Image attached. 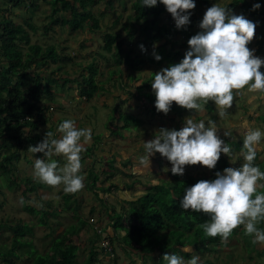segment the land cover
<instances>
[{
    "label": "trees",
    "instance_id": "1",
    "mask_svg": "<svg viewBox=\"0 0 264 264\" xmlns=\"http://www.w3.org/2000/svg\"><path fill=\"white\" fill-rule=\"evenodd\" d=\"M24 1H27L28 6H31L30 10L32 12V9L36 6L34 0H2L0 2V138L13 139L19 144L24 141L30 146L40 142L44 138L45 133L51 131V128H47L42 134H26L27 131L37 129L39 124H45L47 122L44 117L46 107L40 106L38 101L42 98L41 93L43 91L49 92L50 85L65 88L66 84L75 82L79 88L81 98L86 100L91 99L103 87L102 82H97L96 75L98 72L94 62H89L85 68H81V71L76 72L77 74L73 75L72 79L68 77L69 73L67 71L64 73L66 77L64 75L56 78L53 76L54 71L47 73L41 70L40 67H45L49 63H56L63 59L71 60L72 58L68 55H61L52 44L42 47L38 43H30L29 31L35 30L33 24L29 23V19L20 24L13 18V14L16 15L13 10L16 7L22 6ZM44 1H47L51 5V17L60 11L59 16L55 17L50 24L59 22L63 26L67 25L73 31L84 29L85 26L91 29L99 28V18L91 11L95 0ZM111 1H108L109 6H112ZM235 5L236 1L233 0L226 3V6L232 10ZM130 8L132 14L128 16V19L132 15V18L139 23L140 31L144 38L151 41H158L162 37L168 36L170 28L166 22L162 21V16L166 11V6L162 2L154 6H147L143 5L142 0H134ZM246 11L251 16H254L255 20L253 21H257V25L260 24L258 29L262 38H264V8L253 12L250 7ZM259 12L261 14H258ZM99 15H103V12ZM133 27L134 25L131 24L127 30V34L130 37L132 36ZM258 42L259 47H264V39ZM121 44L122 38L118 33L111 31L104 32L102 49L112 54L113 63L117 66V69L111 70L112 73L120 71V66L123 64L131 68V70H141L145 59H150L149 54L144 52L140 56L132 55L131 51L124 52ZM24 45L27 46L26 51L23 50ZM157 50L162 57L163 53L161 54V51L165 53L164 46H158ZM167 54L168 59L171 55L172 58L176 55L181 56L180 52H167ZM162 58L159 60L156 59L157 61L155 62L160 63L163 60ZM37 68H40V70L35 71ZM55 69H61V66L58 65ZM44 70L46 71V68ZM28 80H31V82L29 83ZM68 88L66 87V89ZM185 108V106H181L174 101L171 107V109L177 112ZM208 108L211 109V106L208 105ZM129 117H131V114H127L125 117L121 115L125 123ZM256 117L257 120L264 123V113ZM12 131L15 132L14 135L10 134ZM243 132H246L245 128ZM244 135L241 134L237 140L225 138L226 143L231 145V152L239 153V159L243 158L241 156V148L243 147ZM11 145L6 140L2 142V147H5L7 153L4 157H1V163L16 158L14 152L9 153ZM258 154L255 163L259 164L261 169L264 170V159L258 161ZM163 159L169 164V166H166L169 169L168 179H162L158 183L151 182L146 184L144 193L125 201L126 205H120L119 210L113 207L107 209L109 220L103 228L106 227L105 232L108 228L110 230V234L107 232L109 237L107 240L111 249L114 241L119 239V242L124 247H131L134 253L142 256V258L140 257L142 264H146L145 258H153L155 256L159 259V264H163V254L167 251L177 254L180 253L186 259H190L193 256V251L184 252L182 249L184 243H192L194 251L201 249L215 251L217 245L236 239L234 235L238 231H241L239 235L245 240L242 232V224L232 230V234L228 237L227 242L223 241L219 235H206L203 229V223L206 220H210V215L203 210H185L180 206V199L185 187L194 184L200 179H214L217 170L223 171L225 167L229 166L227 156L221 154L216 166L209 168L208 172L189 176L172 173L171 162L164 156ZM132 164L133 162L131 163V161L126 160L123 163V167L119 170L120 174L129 177L128 169L133 168ZM240 164L238 163L236 166L238 167ZM86 167V175L90 179L89 184L91 186L88 190L92 191L97 199L101 200L99 193L106 194L117 187V182H112L107 186H97L98 175L94 172L92 166ZM160 169L163 170L165 167H160ZM114 173L110 172L109 176H113ZM29 179V177L23 179L22 184L19 186L21 188V198H23V200L21 199L23 207L27 212L33 214V216L27 221L21 218L12 221L1 219L0 232L3 233L5 230H9L12 233L9 238L10 246L7 248V251H2L0 246L2 262L5 264H14V261L18 260L23 253H28L27 258L28 260H33L32 264H77L76 250L78 246L74 241V237L82 229L81 227L88 222L87 219L77 217V214L74 215L77 222L67 226L57 236L52 237L50 245L51 251H47L45 255L36 254L38 252L33 247V241L27 240L29 238L33 239L34 226L48 225V217L51 213L47 209L50 207V201H44L40 209H36L33 204H25L29 199L28 193L33 192L35 188L43 185L42 183L29 185ZM261 184H264V180H261ZM87 185L85 186L86 189ZM258 192H264V187H258ZM255 195L256 193H253V196ZM108 210L111 213H108ZM92 211L93 208L90 209V212ZM33 219H36L35 222ZM90 242L91 246L88 251V256L81 264H96L97 251L93 247V242L95 241ZM23 245L26 248L23 249L24 251H21ZM204 262L207 263L208 261Z\"/></svg>",
    "mask_w": 264,
    "mask_h": 264
},
{
    "label": "clouds",
    "instance_id": "2",
    "mask_svg": "<svg viewBox=\"0 0 264 264\" xmlns=\"http://www.w3.org/2000/svg\"><path fill=\"white\" fill-rule=\"evenodd\" d=\"M159 2L171 12L176 26L182 27L191 22L190 10L195 8L197 0H142L147 6ZM260 6V0H256L253 8ZM257 23L226 5L215 2L208 7L199 22L201 30L189 38L190 47L183 58L157 71L151 80L157 111L167 113L173 101L188 109L199 110L202 108L200 99H211L220 106L222 115L233 104L234 89L247 86L251 91L264 92V71H261L264 58L255 55V49L249 47ZM141 49L146 50L143 44ZM155 58L162 57L155 53ZM245 126L241 148L244 162L238 167L217 170L214 179H200L186 186L180 206L185 210H203L210 215V220L203 223L208 236L219 235L227 242L232 230L243 224L247 234H254L255 242L264 243V228L258 227L264 220V192H258V187H264L260 183L264 180V170L255 163L258 152L264 149V130L248 126L247 121ZM57 131L59 136L47 131L40 142L29 146L33 153L43 152V157H48H37L33 175L53 186L63 184L65 192L75 193L85 186L81 170L86 147L81 140L90 139L92 131L78 127L71 118L64 119ZM225 135L230 133L227 131ZM144 149L147 156L142 157V161L146 167H150V155L158 151L171 162L172 173L183 174L185 165L197 162L214 168L222 152L230 154L231 145L218 134L214 120L205 122L186 117L180 128L161 127L158 134L145 140ZM60 154L66 157L63 165L51 158ZM164 170L167 171V167ZM127 195L131 198V194ZM182 248L184 252L194 251L192 243H184ZM163 257L167 264H201L199 255L186 259L167 251Z\"/></svg>",
    "mask_w": 264,
    "mask_h": 264
},
{
    "label": "rangeland",
    "instance_id": "3",
    "mask_svg": "<svg viewBox=\"0 0 264 264\" xmlns=\"http://www.w3.org/2000/svg\"><path fill=\"white\" fill-rule=\"evenodd\" d=\"M2 0H0L1 2ZM108 1L110 0H95L94 5L91 7L92 13L99 18V28L98 29H91L85 26L84 29L81 30H69L65 31L64 33L59 30L60 32L57 35V31L54 32L55 34L51 37L49 35H44L43 30L44 27L49 26L50 20H47L49 16L52 15V8L51 5L48 4L44 0H34V4L36 5L32 9V13L30 12L31 6H26V2L23 3L22 9L18 11L17 8H15L13 11L16 15L13 14V18L16 22L21 20L23 23L26 20H31L29 23H32L35 27V30L29 31L30 33V43H38L43 46L45 45H54L55 48L59 51L61 55H68L71 57V60L63 59L56 63H49L45 67H40L43 72H47L44 69H54L56 66L60 65L61 70L57 69L54 71V75L61 74L62 70H67L69 74L75 75L76 72H80L81 68H85V66L89 62H94L97 66V75L96 79L97 82H102L106 80L107 82L104 84L109 92H112L114 90H119L120 88L117 85V81L115 83V88L111 86L110 82L112 80H116V76L111 72L112 69H115L117 66L113 63V56L111 53L105 52L102 49L103 45V34L106 31H111L118 33L120 37L122 38V44L121 48L124 50V52L131 51L132 55L138 56L140 54L141 44H143L148 50V52L151 54V56H155V51L153 50L154 44L147 45L146 42H142V34L140 32L139 24L136 22L131 15V18L128 19V16L132 14L131 11V4L134 0H112V6L108 5ZM198 2H202V0H197ZM208 0H204V3ZM229 0H220V4L224 5ZM236 1V5L233 8V11L236 7H239V5H242L244 9L250 8L252 9L253 5L256 3V0H233ZM260 0L261 6L259 8H254L253 12L255 10L260 9L263 4ZM217 3H219V0H216ZM208 4H213V2H207ZM39 4V8L37 5ZM125 6V7H124ZM18 12V13H17ZM101 12H103V15H99ZM167 12L170 14V19H173V16L170 11L167 10ZM199 12V11H198ZM29 16V17H28ZM193 16V15H191ZM202 16L198 17V22L202 19ZM191 22L184 25L183 28L186 31L191 32L192 34H195L196 32L200 31V26H197L196 21L192 20ZM174 21V19L172 20ZM49 22V23H48ZM133 24V32L132 36L130 37L127 34V30L129 26ZM59 29V26H57ZM174 28H178L176 26V23L174 22ZM70 29V28H69ZM261 37V36H260ZM180 38L181 41H176V39ZM190 37L187 35H178L177 32L174 34H171V36L165 40L164 45L167 48H171L173 50H180V52L183 53L186 52V50L190 47L188 44V40ZM264 39V38H262ZM161 41L160 43H162ZM184 42V44H183ZM157 42L156 44H158ZM24 51L27 50V46L24 45ZM168 50V49H167ZM258 50H262V47H259ZM115 51V49H113ZM163 53V60L160 63H152L149 61H146V64L142 69L138 72H135L134 74L139 77L140 79H137V84H141L144 82V80L148 79L149 72L155 71V73L159 70H161L163 67L170 66L172 63L179 62L183 56H175L172 58V55L168 59V54L161 51V54ZM262 54V52H261ZM67 56V57H68ZM261 57L264 58V54L261 55ZM172 59V60H171ZM34 67V66H33ZM40 68H37L35 71L40 70ZM261 70L264 71V65H261ZM48 73V72H47ZM155 73L152 74L153 77L155 76ZM48 76V75H46ZM151 77L149 83H150V95L153 96V88H152V82L153 79ZM123 79V75H122ZM45 80H43L44 82ZM30 83L31 80H28ZM129 83V80H127ZM28 83V85H29ZM132 84V83H130ZM26 87V86H25ZM142 90V89H141ZM54 95L61 97L63 95L62 91H65V96L70 98L71 104L67 106V108H64L63 110H57L60 112V114L64 117H70L71 119L75 120V117L81 115L83 112L85 114H88L91 125V131L92 135L96 132L98 134L106 135V139L103 143L98 142L95 145L103 155L109 156L110 151L112 148H114L116 154L117 151L123 150L125 153H128L129 155H132L135 157L137 168L134 169V176L136 172L142 171L143 174H137L138 178H142L145 182H161L162 179H168L169 178V169L167 171L160 170L158 168H155L157 166V162L154 163L151 162L150 167H145V165L141 162L142 157H146L147 154L144 149L145 140L151 139L154 137V135L158 134L161 127H168V128H180L184 125L186 117H190L196 121H199L201 119L205 120V122L209 120H214L216 122V125L218 127V134L225 138H232L233 140H237L241 134H245L243 132V129H246L245 121H247V125L251 126L253 128L259 127L260 129L264 130V123L257 120V117L259 114L264 113V92L261 91H251L247 86H245L242 89L236 90L234 89V101L231 106L221 115L220 114V106L215 104L214 100L209 99L208 101H205L204 99H200L199 103L202 105V108L197 109H188L185 108L182 110L179 114H177V111L174 109H170L167 113H165L163 110L157 111L155 100H152V98H144V97H137L132 98V96L129 95V98H131V101L125 102L120 101L119 97L115 98L113 105L114 107L121 112L119 117L121 118V115L124 117L127 116V114H131V117H129L127 122L125 123L123 121V118L115 119L114 118V112H111V107H102L101 104L103 94L101 91H98L95 93V95L89 99H83L81 98L79 94V88L77 87V84L74 83L71 86V89H60L59 87L51 86L49 88V92H53ZM139 91V89L137 90ZM42 98H45L48 96L47 92L43 91L41 93ZM106 95V94H105ZM123 95V94H122ZM123 97L126 98L125 95ZM40 99V100H41ZM149 99V100H148ZM72 100H74V103H72ZM88 101V102H87ZM104 102H107V100L104 99ZM178 104V103H177ZM207 104L211 106V109L207 107ZM177 108V106H176ZM113 111V110H112ZM91 112H93L91 114ZM90 114V115H89ZM84 119L87 117H83ZM109 119V123L106 126V120ZM94 121V122H93ZM45 125L41 124L38 126L36 130H33V132L29 133V135H33L34 133H41L43 131V128ZM115 127V128H112ZM229 132L230 135H225L226 132ZM125 132V133H124ZM114 134L119 136H114ZM115 137V138H113ZM121 137V138H119ZM90 142H96L93 137L89 139ZM264 142V140H262ZM27 144V143H26ZM5 153L7 151L4 150ZM258 161H262L264 159V149L260 150L258 152ZM115 154V153H114ZM159 152L157 151L155 155H150L151 161L154 158H157V161H159ZM228 157L229 166H236L238 163L244 162V157L239 159L237 152H230V154L221 153ZM111 155H113L111 153ZM243 156V155H241ZM47 159V157H46ZM57 159V158H55ZM58 160V159H57ZM162 160V159H161ZM83 161V160H82ZM114 157H110L109 162H113ZM138 161V162H137ZM141 161V162H140ZM156 163V164H155ZM88 162H83V167L85 169ZM171 164V163H170ZM156 165V166H154ZM169 166V164H167ZM154 166V167H152ZM96 168H101L100 165L97 164ZM84 169L81 170L82 175L85 176ZM97 169V171H100ZM146 169V170H145ZM209 167L206 165H203L200 162H197L195 164H187L185 165V172L182 175H192V174H198L203 172H208ZM11 175V172L7 173V177ZM12 176V175H11ZM99 178L104 180V175L99 172ZM133 176V177H134ZM261 183V181H260ZM51 189V216H50V229L47 228L45 230H39V228H36L33 237L34 242L37 245V248H43L47 249L48 245L50 243V240L53 236L56 235L57 230L60 227H64L66 225H69L70 223L77 222L76 218L72 216L70 213H77V217L80 219H87L89 220L90 217L94 218L95 222L98 223V226L102 229V231L105 230L103 228L106 223L108 222L109 218L106 217L104 214L96 215L93 212H90L89 206L94 201L95 204L97 203V200L94 199L90 194H87L86 191L85 194H87L84 198L85 201H83L81 193H83L86 188L84 186L83 190H79L75 193L71 192H65L64 191V185H50ZM90 184L87 185V189H90ZM122 188V187H121ZM124 189V188H123ZM128 193L131 194V196L135 197L137 194H140L142 192L141 185L138 182L136 186L132 189H127ZM60 191V192H59ZM126 193H120V190H116V193L112 195L105 194V198L107 203L115 204L117 206V198L122 200L123 197L126 196ZM17 194V192H16ZM15 194V199L18 198V196ZM84 194V195H85ZM70 196V197H69ZM96 196V195H94ZM11 200V199H10ZM45 201V200H43ZM100 201V200H99ZM10 202V203H9ZM32 204L33 202L30 201ZM119 203V202H118ZM43 202L41 203L42 206ZM126 205V204H124ZM36 209L38 207L35 206ZM41 207H39L40 209ZM116 208H120V206H117ZM79 212V213H78ZM20 211L18 209L17 202L15 200L8 201V204L4 209L0 208V218L10 221L13 219L16 220L17 217L20 216ZM29 218L28 215H26V220ZM36 220V219H35ZM33 219V221L35 222ZM91 225V223H88L81 227L77 234V236L80 235V239L83 241L90 238L89 234L91 236L95 237V235L92 233L94 228ZM243 226V234L245 237V240L239 235L241 231H238L235 233L234 238L228 243H222L217 245L215 248V251H208V250H197L194 252L193 255H199L201 264H264V243H258L255 242L253 239L254 234H247L245 231V227ZM258 227L264 228V220H261L258 223ZM60 230V229H59ZM95 231V230H94ZM121 231V230H120ZM118 231V232H120ZM47 232V233H46ZM0 232V246L1 250L6 252L9 245V238L11 236V232L9 230H5V232ZM26 235V233H24ZM24 235V236H25ZM89 236V237H88ZM28 241H33L32 238L27 239ZM24 242H27L25 240H21ZM108 241V240H107ZM44 243V244H43ZM45 245V246H44ZM26 248L24 245L21 248V251H24L23 249ZM39 251L41 253H44L45 251ZM115 252L111 256L109 252L104 250L103 248L100 249V255L99 258V264H141L140 261H142V257L139 258V260L136 258L135 253L131 255V258L127 260L123 253L116 248L115 246ZM49 251V250H48ZM76 262L77 264H80L87 255V247L85 249H82L79 247L76 251ZM27 255L28 253H23V255ZM39 254V253H36ZM180 254V253H179ZM121 255L123 258H121ZM181 255V254H180ZM30 256V255H29ZM34 259V258H33ZM189 259V258H187ZM146 264H159V259L157 257L154 258H145ZM33 261V260H32ZM32 261L30 260L25 261V264H31ZM204 261H208L205 263ZM163 263V262H162ZM97 264V263H96ZM164 264V263H163Z\"/></svg>",
    "mask_w": 264,
    "mask_h": 264
},
{
    "label": "crops",
    "instance_id": "4",
    "mask_svg": "<svg viewBox=\"0 0 264 264\" xmlns=\"http://www.w3.org/2000/svg\"><path fill=\"white\" fill-rule=\"evenodd\" d=\"M207 2H213V3H215L216 0H208ZM207 2L204 3V0H202V2H198L197 1L195 8L190 10L192 12V15H193V16H190V20H191V18H193L192 20L196 21L197 26H199L198 17L199 16H202L203 17L206 9L212 5L211 3L208 4ZM261 2L263 4V6L260 9L264 8V0H262ZM226 3L224 5H226ZM219 4H220V0H219ZM22 7H23V5L22 6H19V7H16V8L19 11L20 9H22ZM37 7L39 8V4L37 5ZM248 9L249 8L244 9V7H242V5H239V7H236L235 8L234 12L237 13V14L244 13L248 18H250L252 20H255L254 16H251L250 13L248 11H246ZM252 10H254L253 7H252ZM59 13H60V11L58 13H55L52 17L49 16L47 18V20H50L49 22H51L55 17L59 16ZM61 14H63V13H61ZM258 14H261V13L259 12ZM169 16H170V14L167 12V8H166V11H165V13L162 16V21L163 22H166L169 25V28H170V32H169V34H168L167 37H162L158 41H151L149 39L144 38L143 37V34L141 33L142 34L141 36L143 37L142 38L143 39L142 42L143 43L146 42L147 45H152V43H153L154 44L153 50L156 53H158L157 47L158 46H162V45L165 48V53H167V52H180L179 49L175 51V50H173L171 48H167L168 49L167 50L166 47H165V45H164L165 40L168 39L171 36V34H174L175 32H177L178 35H180V36L187 35L188 37H191L192 35H194L191 32L186 31L183 28V26L182 27H178L177 29L174 28L175 19L173 17L174 21H172L173 19H170ZM17 23H20L21 24L23 22L21 20H19ZM259 25L260 24H258L257 27H256V31H255V34H254L253 39L249 42V47L255 49V53L254 54L261 57V55L264 54V47H262L263 48L262 50H258V48H259V42L258 41L263 40L262 39V35H261V33H260L259 29H258L259 28ZM57 26H59V29H58ZM67 29L70 32V29L67 27V25H64L63 26L59 22L58 23H53V24H50L49 26H47L46 28L44 27L43 34L44 35L47 34V35H49V37H51V36H53L55 34L54 32L57 31L56 34L59 35L58 34L60 32L59 30H61L64 33L65 31H68ZM138 29H140V25H139V28ZM161 41H163V42L160 43ZM176 41H181V39L178 38V39H176ZM157 42H159V43L156 44ZM183 44H184V42H183ZM41 46L44 47L43 45H41ZM144 52H147V54H149L150 59L146 58L145 59V62L142 65V67H144V65L146 64V61H149V62H152V63H154L155 61H157L156 58H155V56L154 57L151 56V54L148 52V50H141L140 51V54L138 56L142 55ZM261 52H262V54H261ZM180 55L181 56H184L185 55V52L184 51H183V53L180 52ZM156 63H154V64H156ZM115 69H117V67ZM115 69H112V70H115ZM55 70H56L55 68L53 70L52 69H50V70L46 69V71L48 73H50L49 71H55ZM59 70H61V69H59ZM65 71H67V70H62V73L61 74H59V75L58 74H56V75L53 74V76L56 77V78H60L61 76H64L65 75L64 74ZM135 72H138V71L137 70H131V68H128L125 64L121 65L120 66V71H117V72L113 73L116 76L117 79L116 80H112L110 82L111 86H113L115 88V83L117 81V85H118V87L120 89L119 90H114L112 92H109L110 90H108L106 88V86L104 85L107 81L106 80L102 81V87H103V89H100L99 90L103 94L102 101H101V104L103 105L102 107L105 108V107L112 106L113 103H114V100H115V98H117V96L119 97V100L120 101H125V102H127V100H128V102L131 101V98H129V95L132 96V98H137L139 96V97H144V98L147 99V98H150L151 97L152 100H154V98L156 97L155 91L153 90V94H152L153 96H151L150 95L151 90L149 88V86H150L149 81H150L151 77H153L152 74H154L155 71L149 72V76H148L149 78L146 79V80H144V82L141 83V84H137L136 81H137V79H140V78L137 77L134 74ZM122 75H123V79H122ZM72 76H73L72 74H69L68 75V77H70L71 79H72ZM65 77H66V75H65ZM127 80H129V83L127 82ZM74 83L75 82L68 83V84H66L65 88H60V89L65 90L66 87H69L68 89H71V86ZM130 83H132V84H130ZM51 86H53V88L54 87H57L55 85H50L49 88ZM138 89H139V91H137ZM62 93H63V95H61V97H58V96H55L54 95V91L53 92H48L47 93L48 96H46L45 98H43V99H41V100L38 101V104L40 106L46 107V109L44 111V113H45L44 114V117L47 120V122L45 124H43V125H45V127L43 128V131L40 134H42L47 128H51V131L55 135L59 136L60 133L57 131V126L64 119L70 118V117H64V116H62L60 114V112L57 111L59 109L60 110H63L64 108H67V106L71 104L70 98H68V97L65 96L66 92L65 91H62ZM122 94L125 95L126 98L123 97ZM104 99L107 100V102H104ZM72 103H74V100H72ZM114 106L115 105H113L110 108L111 109V112H114L115 111L114 112V115H115L114 118L115 119L117 118V119L120 120L121 118L119 117V115L121 114V112L118 111ZM207 107H208V104H207ZM180 112H177V114H179ZM92 113L93 112H91V114ZM84 116L87 117V119L86 118L84 119L83 118ZM75 121H76V124H77L78 127L91 129L90 127H91L92 124L90 123L88 114H85L83 112L81 115L75 117ZM109 122H110L109 119H107L105 125L107 126ZM39 125H41V124H39ZM112 128H115V127H112ZM34 130H36V129H34ZM31 132H33V130L32 131H27L26 134L29 135V133H31ZM14 133H15L14 131L10 132L11 135H14ZM114 136H119V135H117V134L115 135L114 134ZM91 137H93L96 142H93V141L90 142L89 139L88 140H84L83 138L81 140V142L84 143L85 144V147H86V150L82 153V160H83L84 163L85 162H88L87 165L88 166H92L93 169H94V172L98 175V181H97L96 185L97 186H100V185L107 186L108 184H110L112 182H117V184H118L117 187L114 188V189H112L110 192L106 193L108 195H112V194L116 193V190L117 191L120 190V193H126L127 191H129L127 189L134 188L136 186V184L139 182L140 185H141V189H142V192L140 194L144 193L145 192V188H146V184H148L149 182H147V181L145 182L144 180H142V178H138V176H137V174H143L145 171L144 172L138 171V172H136V174L134 176V173H135L134 172V169L137 168V165H136V160L137 159L135 160V157L134 156L129 155L128 153H125L123 150L117 151V154H116V152L114 151L115 150L114 148H112V150L110 151L109 156L103 155V153L101 152V150H99V148H97V146L95 144L98 143V142L103 143L105 141V139H106L105 138L106 135H103L102 134V136H101V134H98V133L95 132L93 135H91ZM113 138H115V137H113ZM119 138H121V137H119ZM5 140H6L7 143L10 142L12 144L11 147H10L9 153L14 152L15 153L14 156H16V158H13L11 161H7V162L4 161L3 163H1V157H4V155H6V153L4 152L5 147L4 146L2 147V142L5 141ZM37 143H35V144H37ZM111 153L113 155H111ZM43 156H44V153L43 152H39L38 151L36 153H33L29 149V146L24 141H22V143L19 144V143H16L15 140H13V139H8V138H5V137L0 138V208L4 209L6 207V205L8 204V201L15 200L17 202L18 209H19V211L21 213L20 216L17 217L16 219L21 218V219L27 221V220L31 219L32 216H33V214H30L29 212H27L25 210V208L23 207V202L21 200V193H20L21 188H20L19 185L22 184V180L25 179L26 177H29L30 178L29 179V182H28L29 185L30 184L37 185L38 183H42L43 185L42 186L41 185L38 186L37 188H35V190L33 192L28 193L29 199L26 201L25 204L30 205L31 204L30 201H32L33 202L32 204L34 206H36V207L39 208L41 206V203L44 202L43 200H45V201L46 200L47 201H51L52 200L51 197H50L51 196V189H50L51 186H50V184H47L45 182L40 181L37 178H34V175H33L35 160L37 159V157H43ZM110 157H112V158L114 157V161L113 162H109ZM43 158L46 159V157H43ZM51 158H54V159L57 158L58 161H60L61 165H63L64 163H66V157L63 154L54 155ZM159 158H160V159H158L159 161H157V158H154L151 161L152 163H154L155 161L157 162V166L154 165V166H156L155 168L160 169V167L164 168V167L168 166L167 163L165 162V160L163 159V156L161 154H159ZM47 159H48V157H47ZM126 160L131 161V163L133 162V164H132L133 165V168L128 169V174H130L129 177L122 176V174H120V172H119V170L123 167V163ZM141 163H143V162H141ZM97 164L101 166V168H100L101 170L99 168H96ZM150 165H153V164H150ZM154 166H152V167H154ZM86 168L87 167H85V169H84V167H83L82 169H84L85 173L87 174ZM144 168H146V166ZM97 169H99L100 171H97ZM9 172H11V175L12 176L10 175V176L7 177V173H9ZM99 172H100V174L102 173L104 175V180L99 178L100 177L99 176ZM110 172H112V173L115 172V173H114L113 176L110 177L109 176ZM86 174L84 176V178H85V186H86V184H89L90 183V179L87 178V175ZM84 190L85 191L83 193H81V195H83V196H81L82 199H83V201H85L84 200L85 196L87 194H90L91 193L92 197L94 199H96L97 200V203H98V204H95L94 201H93L92 204H90V206H89V210L91 208H93V211L92 212L94 214H96V215L104 214V215H106L107 218H108V215H107V209L108 208H110V207L116 208L117 206L126 204L125 201L134 198L133 196H131V198H130L129 195H127V194H130V193L127 192L126 196L123 197L122 200H120V199L117 198V200H116L117 206H116L115 204L107 203L106 198H105V194L99 193L100 194V197H101V200L99 201V199H97L94 196L95 194L92 191H90V190H88L86 188H84ZM86 191L88 192L87 194H85ZM16 192H17V194H16ZM15 194L18 196L17 199H15V197H16ZM137 195H139V194H137ZM47 209L51 211V206L48 207ZM116 209H118V208H116ZM108 213H111V211L108 210ZM70 214L72 216H74L77 213H73V214L70 213ZM26 215L29 216V218L27 220L25 219L26 218ZM50 216H51V214H49V217H48L49 218V222H50ZM1 219L2 218H0V221H1ZM2 220H4V219H2ZM88 222H89V220H88ZM71 224L72 223H70L69 225H71ZM49 225H50V223H48L47 226L36 225L33 228V233L35 232L36 228H39V230H45L47 228L50 229ZM69 225H66L64 227L63 226L60 227L59 228L60 230L59 229L57 230L55 236H57L61 231H64V229L67 226H69ZM91 226H92V224H91ZM78 232H80V231H78ZM107 232L110 234L109 228L107 229L106 232L105 231L97 232V231H94L93 230L92 233L95 235V237H93V236H91V234H89L90 238L86 239L87 242L85 240L82 241L80 239L82 232L80 233L79 236H75L74 237V241L76 242L78 248L81 247L82 249H85L87 247V255L85 256V258H83L82 262L88 256V251H89L90 246H91V242L90 241L93 242V240H94L95 242H93V244L95 246L93 245V247L97 251L95 263L99 264V258H98V256L100 255V249H102V247H103L102 246V241L109 239ZM96 235H98V236H96ZM50 245H51V240H50V243H49L47 249H43L41 247L40 248H37V245L35 244L34 237H33V247L36 249V251L39 254L45 255V253L48 250L50 252L51 251V249H50L51 246ZM115 246H116V248H118L123 253L124 257L127 260H129L131 258V255H133V253H134L133 250L131 249V247L130 248L124 247L123 244L119 242V239H117V240L114 241V244H112L111 251H108L104 247H103V249L106 250L107 252H109V254L112 256L114 254V252H115V249H114ZM38 249L40 251H42V249H43V251H45V252L44 253H41ZM193 250H194V246H193ZM194 252L195 251H193V254H194ZM135 255H136V258L138 260H139L140 257H142V256L137 255V253H135ZM76 256H77V253H76ZM121 258H123L122 255H121ZM25 261H28L27 255H25V254L23 255L22 254L19 257L18 260H15L14 261V264H25ZM31 261L32 260H30V262ZM140 262L142 264V261H140ZM163 263L164 264H167V262L165 261V259L163 260ZM0 264H5L4 262H2L1 257H0Z\"/></svg>",
    "mask_w": 264,
    "mask_h": 264
},
{
    "label": "built area",
    "instance_id": "5",
    "mask_svg": "<svg viewBox=\"0 0 264 264\" xmlns=\"http://www.w3.org/2000/svg\"><path fill=\"white\" fill-rule=\"evenodd\" d=\"M89 222L92 224V227L94 228L95 231H97V232H100L101 231V228L98 226V223L95 222L94 218L91 217L89 219ZM102 246L105 249H107L108 251H111V248H110L107 240H103L102 241Z\"/></svg>",
    "mask_w": 264,
    "mask_h": 264
}]
</instances>
